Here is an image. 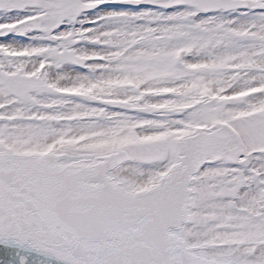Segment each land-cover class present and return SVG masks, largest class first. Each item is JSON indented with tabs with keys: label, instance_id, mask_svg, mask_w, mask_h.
<instances>
[{
	"label": "snow or ice",
	"instance_id": "obj_1",
	"mask_svg": "<svg viewBox=\"0 0 264 264\" xmlns=\"http://www.w3.org/2000/svg\"><path fill=\"white\" fill-rule=\"evenodd\" d=\"M0 264H264V0H0Z\"/></svg>",
	"mask_w": 264,
	"mask_h": 264
}]
</instances>
